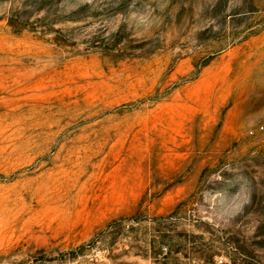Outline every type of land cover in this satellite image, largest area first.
I'll return each mask as SVG.
<instances>
[{
    "label": "rangeland",
    "instance_id": "obj_1",
    "mask_svg": "<svg viewBox=\"0 0 264 264\" xmlns=\"http://www.w3.org/2000/svg\"><path fill=\"white\" fill-rule=\"evenodd\" d=\"M0 264H264V0H0Z\"/></svg>",
    "mask_w": 264,
    "mask_h": 264
}]
</instances>
